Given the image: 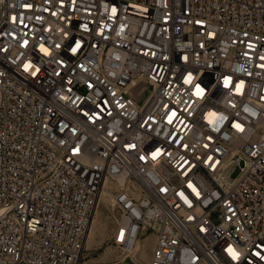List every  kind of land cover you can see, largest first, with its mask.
I'll use <instances>...</instances> for the list:
<instances>
[{"label":"built area","instance_id":"obj_1","mask_svg":"<svg viewBox=\"0 0 264 264\" xmlns=\"http://www.w3.org/2000/svg\"><path fill=\"white\" fill-rule=\"evenodd\" d=\"M104 189L146 264H264V0H0V264H82Z\"/></svg>","mask_w":264,"mask_h":264},{"label":"rangeland","instance_id":"obj_2","mask_svg":"<svg viewBox=\"0 0 264 264\" xmlns=\"http://www.w3.org/2000/svg\"><path fill=\"white\" fill-rule=\"evenodd\" d=\"M237 171L233 172L235 176ZM100 217L105 224L104 230H95V241L89 242L84 245L82 264H116L120 260H134L139 264H146L149 254V249L152 247L153 234L150 231L143 232L138 238L140 249L133 253L124 252L114 243L113 233L116 227L115 217L117 216L116 210L113 209L112 199L100 201L99 206ZM92 236V237H93ZM144 253V257L141 256Z\"/></svg>","mask_w":264,"mask_h":264},{"label":"bare ground","instance_id":"obj_3","mask_svg":"<svg viewBox=\"0 0 264 264\" xmlns=\"http://www.w3.org/2000/svg\"><path fill=\"white\" fill-rule=\"evenodd\" d=\"M121 181L122 180H120V183H121ZM103 199H105L106 201H110L112 199V193L107 189L102 190V192L99 196L98 205L96 207L95 213H94L93 218L91 220V224H90L87 236H86V240H85L86 245L91 241H95L96 236H93L95 230H104V228H105V224L103 223V220L101 219L100 213H99L100 201ZM138 238L139 237L136 238L133 248L130 249V251H129L130 253H133L136 250L140 249L141 245L138 242V240H139ZM144 255H145L144 253H141V256L144 257Z\"/></svg>","mask_w":264,"mask_h":264},{"label":"crops","instance_id":"obj_4","mask_svg":"<svg viewBox=\"0 0 264 264\" xmlns=\"http://www.w3.org/2000/svg\"><path fill=\"white\" fill-rule=\"evenodd\" d=\"M150 250H151V248L149 249V253H150ZM149 255V254H148Z\"/></svg>","mask_w":264,"mask_h":264}]
</instances>
